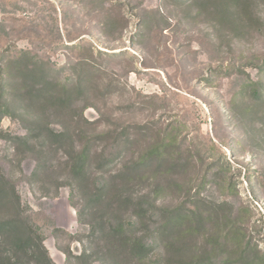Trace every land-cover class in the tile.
I'll return each instance as SVG.
<instances>
[{"label":"rangeland","instance_id":"1","mask_svg":"<svg viewBox=\"0 0 264 264\" xmlns=\"http://www.w3.org/2000/svg\"><path fill=\"white\" fill-rule=\"evenodd\" d=\"M190 1L0 0V56H10L16 49L28 50L38 60L46 56L48 65L61 73L60 81L67 76L77 81L83 73L79 59H88L93 73L85 101L92 107L83 112L87 121H98L100 127L105 121L114 127L130 126L132 135L137 126L153 122L163 130L176 129L196 153L193 162L198 167L189 175L192 193L210 204L220 205L225 198L226 208L238 222L237 235H231L236 241L231 239L224 254L212 253L217 264H235L238 257L233 251L241 238L264 254V142L259 140L263 132L251 125L248 129L258 136L245 137L240 145L228 140L229 135L241 141L242 132L232 127L225 106L243 80L258 78V69L250 65L256 62L255 54L264 55V34L245 37L229 50L227 38L223 35L224 43L213 23L186 5ZM55 16L64 38L82 36L75 48L49 51ZM30 26L32 34L27 31ZM44 35L45 39L39 38ZM99 52L105 56L99 57ZM230 65L234 69L227 71ZM99 91L109 95L102 99ZM213 105L225 110V116L218 115ZM0 131V168L16 183L22 208L53 263L111 264L102 252L84 257L91 247L89 227L79 221L78 201L71 199L69 186L30 179L36 162L26 148L17 150L10 139L25 137L26 128L3 117ZM207 138L221 143L227 171L220 170L216 162L221 155L210 149ZM146 141L143 138L141 145ZM109 150L104 154L109 155ZM48 153V159L57 158ZM175 196L165 191L157 202L167 204ZM212 217L216 229L223 219L219 214ZM92 241L98 244L99 239Z\"/></svg>","mask_w":264,"mask_h":264},{"label":"trees","instance_id":"2","mask_svg":"<svg viewBox=\"0 0 264 264\" xmlns=\"http://www.w3.org/2000/svg\"><path fill=\"white\" fill-rule=\"evenodd\" d=\"M186 5L213 23L222 40L223 35L227 38L229 50L245 37L264 34V0H192ZM50 25L54 43L49 51L73 49L77 39H83L74 35L64 38L57 28V16ZM27 31L35 32L31 26ZM16 51L0 56V122L9 117L26 128L25 137L10 139L17 150L26 148L35 160L31 180L69 186L71 199L78 201L79 221L89 227L91 247L84 257L102 252L111 264H217L212 253L224 254L231 239L236 241L231 235H237L238 222L226 208L225 198L220 205L210 204L192 193L189 175L198 167L193 162L196 153L176 129L163 130L153 122L137 126L132 135L130 126L114 127L105 121L100 127L98 121L89 122L83 115L92 107L85 102L93 73L88 59H79L83 73L77 81L69 76L60 81L61 73L48 65L46 56L38 60L28 50ZM255 58L250 66L258 69V78L243 80L225 106L232 127L242 132L241 141L239 137L227 138L238 145L245 137L258 136L249 125L263 132L259 140L264 142V55L255 54ZM231 69L230 65L226 70ZM98 93L102 99L109 95ZM215 109L225 116V110ZM143 138L148 140L144 146ZM207 144L221 153L220 142L207 138ZM107 148L109 155L104 154ZM47 153L57 154V158L48 159ZM220 155L216 163L224 172L228 170L225 155ZM228 189L231 191L230 186ZM165 191L174 193L175 200L158 204ZM214 214L223 219L216 229L211 219ZM92 238H98V244ZM242 239L233 251L238 257L235 264H247L245 258L254 259L249 264H264V254ZM0 264H54L22 208L16 183L1 168Z\"/></svg>","mask_w":264,"mask_h":264}]
</instances>
